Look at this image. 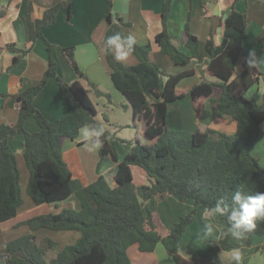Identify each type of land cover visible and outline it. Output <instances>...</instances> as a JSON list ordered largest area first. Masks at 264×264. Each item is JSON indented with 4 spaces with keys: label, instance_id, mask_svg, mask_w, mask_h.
Masks as SVG:
<instances>
[{
    "label": "trees",
    "instance_id": "trees-1",
    "mask_svg": "<svg viewBox=\"0 0 264 264\" xmlns=\"http://www.w3.org/2000/svg\"><path fill=\"white\" fill-rule=\"evenodd\" d=\"M104 15L107 28L104 40L120 33L121 20L112 13L111 0H105ZM171 0L162 5V29L155 35L161 53L173 64L187 65L191 59L201 60L200 41L185 23V47L180 48L168 29ZM31 6H29V10ZM70 0H64L47 8L40 19L29 24V40L42 38L48 51V65L41 79L34 85L13 95L19 102L18 118L14 124H0V223L13 218L23 204L20 185L21 174L17 157L8 145L10 134L23 137L22 157L28 170L25 194L33 204L55 203L74 195L79 208L63 207L58 212L33 216L20 225L31 231H75L79 235L72 244L56 249V241L49 237L38 238L33 233L22 234L0 250V264H131L128 248L138 244L142 252H151L159 242L167 249L175 264H202L180 254V242L187 226L192 222L198 206L206 209L223 197L231 205L236 189L246 194L264 192V167L253 155L252 149L264 136V103L245 96V92L258 81V69L245 63L241 73L233 77L242 50L243 36L248 26L245 13L233 8L222 23L223 39L220 45L214 36L204 43L210 60L209 74L216 81L203 78L191 87L194 103L201 98L209 103L218 117L230 116L237 122V130L226 134L213 129L178 131L167 126L168 106L183 98L179 91L182 80L193 75V69L175 74H164L150 60V44L134 46L135 64H124L115 59L106 44L105 59L114 87L123 95L120 106L132 110V125L138 119L145 121V141L139 139L125 157L118 160L116 140L108 126L106 113L102 118L90 95L112 104L111 95L89 81L74 61L73 47L63 48L78 78L68 82L58 76L57 63L52 56L53 45L43 37L41 30L54 22L61 10L70 17ZM6 10L0 6V17ZM6 48L15 53L13 64L27 54L31 47H18L10 43ZM54 77L65 97L68 112L62 117L49 120L35 106L34 98ZM214 87L220 88L218 97H212ZM33 116L39 126L36 132H28L25 122ZM95 124L105 129L103 147L99 156H109L117 163L112 183L103 176L88 185L72 177L61 155L64 139L77 138L80 127ZM106 124H109L106 126ZM131 165L140 166L149 179L148 183L135 185ZM169 195L181 202L192 201L193 209L179 217L171 230L163 231L155 215L145 203L150 199L163 200ZM225 222L226 218H222ZM256 229L248 234L247 244L254 235L264 234V220H258ZM215 254L210 264H222L217 251L230 249L229 236L214 241Z\"/></svg>",
    "mask_w": 264,
    "mask_h": 264
},
{
    "label": "crops",
    "instance_id": "crops-1",
    "mask_svg": "<svg viewBox=\"0 0 264 264\" xmlns=\"http://www.w3.org/2000/svg\"><path fill=\"white\" fill-rule=\"evenodd\" d=\"M64 0H0V6L6 13L0 17V124H14L18 118L19 102L13 97L14 94L36 84L42 77L48 65V51L42 38H36L34 42L29 40L28 22L40 19L44 11ZM165 0H111L112 13L121 20L120 31L122 35L129 33L137 37V44H150V60L156 63L164 74H175L183 70L193 69V75L188 76L179 84V91L184 94L183 98L168 106L167 126L172 130L195 131L213 129L226 134H232L237 130V122L230 116L218 117L214 113L209 99L201 98L194 103L191 97V87L199 83L203 78L216 81L207 69L210 57L205 52L204 43L214 36L216 45H220L223 39L222 23L231 8L245 13L248 26L243 36L242 50L236 63H241V69L246 63L247 53L250 49L257 51L258 57L264 54V0H171L168 16V29L171 35L178 40L184 48L185 23L188 22L189 30L200 41L201 60L197 58L184 66L173 64L168 56L160 51L155 42V35L162 29V5ZM29 6L31 9L29 10ZM107 5L105 0H70V17L66 10L57 13L54 22L41 30L43 37L53 45L52 56L57 63L58 76L65 81L71 82L78 78L71 62L67 58L63 48L73 47L74 61L87 79L96 84L100 89L108 92L112 98V104H104V100L90 95L94 102L98 116L106 113L115 137L125 140H116L118 160H122L130 147L139 139L145 141V121L138 119L137 127L132 125V110L128 111L131 133H121L122 122L117 120V111L125 102L123 95L114 87L110 79L109 68L105 59L106 43L104 33L107 28L104 20ZM10 43L18 47H31L26 55L13 64L15 53L9 51L6 46ZM114 55L115 51L112 50ZM264 58V55H262ZM124 64H135L137 58L134 54L129 55ZM235 66V69H236ZM258 81L245 92V96L254 99L259 104L264 103V64L258 68ZM242 71V70H241ZM235 72V70H234ZM234 77V75H233ZM220 88L214 87L212 97H218ZM34 106L49 120H55L68 112L65 97L59 90L54 77L49 78L46 85L34 98ZM127 119V115H126ZM126 124V125H129ZM264 128V122H263ZM25 129L28 132H36L39 126L33 116L27 118ZM133 141L131 143V141ZM8 145L17 157V164L21 174L20 185L23 192V204L17 214L0 223V250L6 243L22 234L33 233L38 238L49 237L56 241V249H62L66 244L76 241L78 233L75 231H52L38 229L31 231L26 225H20L33 216L49 212H58L63 207L79 208V203L74 195L68 199L55 203L33 204L25 194L28 181V170L22 157L23 137L20 134H10ZM253 155L259 164L264 167V136L252 149ZM61 155L73 178L88 185L103 176L112 183L116 173L117 163L109 156L100 158L99 151H89L85 147L83 137L78 133L76 139H64L61 145ZM131 173L135 185L148 183L146 172L138 165H131ZM146 207L153 212L163 231H169L178 221L179 217L186 215L194 207L192 201L181 202L177 197L169 195L163 200L150 199L145 203ZM206 208L198 206L192 222L187 226L180 242V254L189 260H200L202 264H210L214 258L216 236L207 240L199 239L203 230V217ZM222 227L225 222L218 218ZM233 244L230 249L220 248L217 251L222 264H235L232 260L233 248L242 245V264L252 263L255 252L264 250V234L254 235L251 243L236 241L229 235ZM131 264H175L173 258L157 256L154 250L142 252L138 244L128 248Z\"/></svg>",
    "mask_w": 264,
    "mask_h": 264
},
{
    "label": "clouds",
    "instance_id": "clouds-1",
    "mask_svg": "<svg viewBox=\"0 0 264 264\" xmlns=\"http://www.w3.org/2000/svg\"><path fill=\"white\" fill-rule=\"evenodd\" d=\"M137 42V37L131 33L127 35L115 33L106 40L108 49H114L117 61H123L131 55ZM262 55L264 54L258 57L257 51L250 49L246 57L247 66L255 69L264 64ZM79 132L89 151H98L103 147L101 139L105 134L103 127L85 123L80 127ZM206 213L203 217V230L199 234V239L207 240L213 236L224 238L230 235L236 241H244L248 238V234L256 229V222L264 220V192L257 191L255 194H246L238 188L232 193L231 205L221 197L206 209ZM218 218H226V227L220 225ZM231 252L235 264H242V245L233 248ZM154 253L158 257H167L168 255L167 249L159 242L155 245Z\"/></svg>",
    "mask_w": 264,
    "mask_h": 264
},
{
    "label": "rangeland",
    "instance_id": "rangeland-1",
    "mask_svg": "<svg viewBox=\"0 0 264 264\" xmlns=\"http://www.w3.org/2000/svg\"><path fill=\"white\" fill-rule=\"evenodd\" d=\"M241 63L239 62L238 65L236 66L235 72H234V77H237L240 73H241ZM117 120H119L120 122H122V126L121 127V133L122 134H126L129 135L131 133V126H130V120L128 119V111L126 112L124 110V107L120 106V109L117 111ZM126 115H127V119H126ZM129 124V125H126ZM109 124H106V126H108ZM110 131H112V125L108 126ZM131 141V140H129ZM133 141H131L132 143ZM256 255L254 256V259H252V263L250 262L249 264H264V250L263 251H259V252H255Z\"/></svg>",
    "mask_w": 264,
    "mask_h": 264
}]
</instances>
